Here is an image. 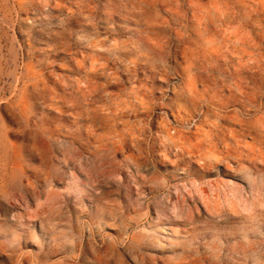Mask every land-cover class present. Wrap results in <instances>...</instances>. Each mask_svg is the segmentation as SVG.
I'll use <instances>...</instances> for the list:
<instances>
[{
    "label": "rangeland",
    "instance_id": "374dc122",
    "mask_svg": "<svg viewBox=\"0 0 264 264\" xmlns=\"http://www.w3.org/2000/svg\"><path fill=\"white\" fill-rule=\"evenodd\" d=\"M0 264H264V0H0Z\"/></svg>",
    "mask_w": 264,
    "mask_h": 264
},
{
    "label": "snow or ice",
    "instance_id": "6c2138e0",
    "mask_svg": "<svg viewBox=\"0 0 264 264\" xmlns=\"http://www.w3.org/2000/svg\"><path fill=\"white\" fill-rule=\"evenodd\" d=\"M30 128V124L26 121H19L18 125H13V130L19 131L20 133L26 134L28 129ZM25 147H27V143H25Z\"/></svg>",
    "mask_w": 264,
    "mask_h": 264
},
{
    "label": "bare ground",
    "instance_id": "6f19581e",
    "mask_svg": "<svg viewBox=\"0 0 264 264\" xmlns=\"http://www.w3.org/2000/svg\"><path fill=\"white\" fill-rule=\"evenodd\" d=\"M245 157V156H244ZM247 157V156H246ZM248 157H252V156H248ZM77 158V157H76ZM254 159V158H253ZM251 160V159H250ZM261 161V160H260ZM79 162V161H78ZM253 162H254V160H253ZM203 163V162H202ZM85 164V163H84ZM83 166V165H82ZM183 175V174H182Z\"/></svg>",
    "mask_w": 264,
    "mask_h": 264
}]
</instances>
